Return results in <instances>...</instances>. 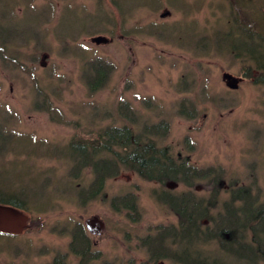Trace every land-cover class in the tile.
Masks as SVG:
<instances>
[{"label": "rangeland", "instance_id": "obj_1", "mask_svg": "<svg viewBox=\"0 0 264 264\" xmlns=\"http://www.w3.org/2000/svg\"><path fill=\"white\" fill-rule=\"evenodd\" d=\"M241 8L253 31L264 33L263 0H246ZM165 11L170 16L161 19ZM233 17L229 0H0V30L8 33L0 41V122L10 117L8 129L39 151L0 159L7 171L25 177L19 184L34 210L23 235H0V264H78L67 234L75 223L100 253L91 264H144L138 238L157 225L176 224L152 195L160 185L128 171L86 205L65 184L68 162L48 153L109 126L141 133L144 125L165 121L169 130L159 146L199 168H221L226 182H254L264 195V86L253 84L256 73L243 76L253 64L226 46ZM97 36L109 42L92 44ZM95 59L110 63L113 73L91 93L83 70ZM223 74L242 79L236 91L226 88ZM182 105L194 107L193 118L179 113ZM126 193L136 198L137 222L109 205ZM93 217L104 225L98 235L85 226Z\"/></svg>", "mask_w": 264, "mask_h": 264}, {"label": "trees", "instance_id": "obj_2", "mask_svg": "<svg viewBox=\"0 0 264 264\" xmlns=\"http://www.w3.org/2000/svg\"><path fill=\"white\" fill-rule=\"evenodd\" d=\"M229 1L234 12L233 32L231 38L228 37L230 50L236 53L234 58L253 64L245 69L243 76L250 79L256 73L253 84L264 86V33L253 31L241 8L246 0ZM0 31L3 33L0 41L3 42L8 33ZM241 39L244 41L237 45ZM254 52L257 56L253 55ZM112 73L113 66L104 60L86 62L83 79L88 91L96 93L103 89ZM186 110L183 105L179 107L180 114ZM194 112L191 106L186 113L193 118ZM9 118L4 115L0 122V159L10 153L13 156L20 153L30 156L34 151L39 152L37 148L28 150L32 144L30 140H19L14 136L6 124ZM168 130L165 121L144 125L141 133L127 126H109L93 139L73 137L64 147L55 148L48 156L62 157L68 162L65 184L77 191L76 196L84 205L102 196L106 183L124 171L145 182L160 185L161 188L154 190L152 195L177 220L174 225H157L144 237L138 238V247L146 254L144 264H162L165 261L171 264H264L262 190L254 182L248 185H239L236 180L226 182L219 167L199 168L188 158L174 156L169 147H161L157 143V139L166 136ZM87 177L88 183L82 185ZM24 178L0 165V205L27 213L34 211L30 207L33 202L31 195L19 184ZM167 185H181L186 190L176 192ZM109 205L115 213L124 212L131 222L140 220L133 193L114 196L110 198ZM67 234L71 238L69 248L79 258L78 264H91L100 259V253L92 250V241L80 223H75Z\"/></svg>", "mask_w": 264, "mask_h": 264}, {"label": "water", "instance_id": "obj_3", "mask_svg": "<svg viewBox=\"0 0 264 264\" xmlns=\"http://www.w3.org/2000/svg\"><path fill=\"white\" fill-rule=\"evenodd\" d=\"M169 15L170 13L165 11L160 15V18L164 19ZM91 43L97 46L106 45L108 40L104 37L98 36L92 38ZM222 80L225 82L228 89L237 90L239 83L237 79L228 74H223ZM28 222L29 216L25 212L12 207L0 205V232L20 236L27 229ZM85 225L90 232H93L96 235L100 234L104 230L103 223L96 217H93L91 220L85 222Z\"/></svg>", "mask_w": 264, "mask_h": 264}, {"label": "bare ground", "instance_id": "obj_4", "mask_svg": "<svg viewBox=\"0 0 264 264\" xmlns=\"http://www.w3.org/2000/svg\"><path fill=\"white\" fill-rule=\"evenodd\" d=\"M105 38V37H104ZM108 40V39H107ZM108 42H109V40H108Z\"/></svg>", "mask_w": 264, "mask_h": 264}]
</instances>
